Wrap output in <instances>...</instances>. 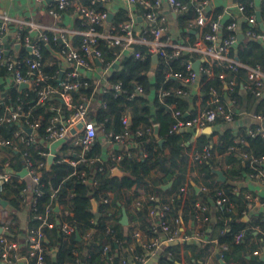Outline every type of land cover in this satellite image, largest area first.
I'll return each mask as SVG.
<instances>
[{
    "label": "trees",
    "instance_id": "1",
    "mask_svg": "<svg viewBox=\"0 0 264 264\" xmlns=\"http://www.w3.org/2000/svg\"><path fill=\"white\" fill-rule=\"evenodd\" d=\"M89 1L85 4H88ZM180 1L188 4V10L178 17V24L182 28L194 17V4L190 0ZM196 1L204 0H194V2ZM239 3L244 7V16L256 14V9L251 0H239ZM96 8L101 12H106L99 3ZM260 18L264 24V5L260 9ZM111 20L114 27L118 29L119 24L129 20V16L126 12L121 11ZM242 26L245 30L247 28L246 22ZM256 30L261 32L258 25ZM24 34L22 32V35ZM226 34L225 31L224 36ZM47 35L49 36L47 45L59 50L58 41H53L52 36ZM183 35H190L188 43L195 40L194 35L188 30ZM237 43L239 46L237 48L234 46L230 50L229 55L231 57L248 66L264 65V45L261 42L244 37ZM98 45L104 60L112 61L114 59L113 50L108 47L107 43L100 39ZM134 47L135 50L141 52L143 58L138 59L132 55L125 56L119 60L117 67L112 68L107 77L111 84L120 83L122 91L115 95L112 92L93 95L95 119L96 121L106 119L105 128L107 130H112L115 133L121 132L123 130L122 116L124 114L130 116L128 130L131 140L134 142L132 155L123 156L118 164V168L126 172L127 175L122 177L111 176L110 167L113 163L109 158L106 164L104 163V173L100 176L96 186L81 183L76 176L72 175L73 168L64 162H55L48 169H43V186L41 187L42 194L38 198V209L41 211L44 205L49 204L54 207L58 203L69 209L71 213V215L63 216L52 208L53 226L52 228H44L48 248L44 264H72L75 261L80 264H117L119 259L127 254L129 245H135L136 250L139 251L137 239L132 238L130 228L122 225L120 219L122 208L136 199L138 195L136 188L141 184H148L159 202H170L174 206L167 215L171 223L177 215V207L183 203L181 217L183 222L190 221L192 223L191 230L198 227L195 204L200 198H205L207 203L200 202V205L204 208V216L207 217V220L203 223L201 230L205 231L207 240L205 243H198L202 245L201 248L195 242L183 244L184 249L192 251L188 258V264H205L203 258L211 246L217 248V252L225 264H264L261 258L253 253V251L262 248L259 242L264 237V218L262 216L257 217L250 222L242 220L247 210V202L242 192L234 185L235 177H243L254 171L249 165V160L240 154L244 152L257 158L264 157V138L257 133L249 135L245 129L234 135L228 127L222 129L221 132L213 131L209 134L201 132L195 139L193 149L202 152L206 148L210 151L211 158L192 163L190 166V170L199 175L202 188L201 191L195 193L190 180L199 183V179L195 176L187 177L188 152L192 147L193 134L191 132L169 133L174 122L172 105L175 109L182 111L185 117L196 111L193 86H200L201 107H204L210 97L211 88L218 91L224 102L222 93L224 90L227 91L225 83L233 79L234 85L230 89L229 99L234 100L239 98L237 95L246 78L245 71L242 68L232 71L228 69L225 63L215 65L212 78H207L205 74L199 73L194 84L186 85L182 81V78L187 74L185 63L198 60L199 55L185 52L180 57L169 61L159 58L157 64L154 65L151 55L146 52L144 47L138 45ZM17 54L19 58L28 56L25 49L19 50ZM42 54L44 61L52 62L51 65L44 67L46 74L52 75L64 67L62 61L54 57L46 45L42 46ZM222 72L226 74L224 80L219 78V74ZM168 73L170 76L167 77ZM8 77L9 73L3 66H0V102L2 103L0 117L3 115L5 106L15 107L19 105L25 112L31 110L30 118L41 116L37 134L39 137L43 136L47 120L51 115L50 112L46 111L43 105L35 104V92L30 89L19 90L15 84L8 81ZM137 85L142 88L141 94H134ZM160 90H168L169 95L159 97ZM176 90L184 91L186 95L176 94ZM80 93L90 96L91 88H83L78 92H73L74 103L78 101ZM132 94L133 97H130ZM249 96L253 102L256 101L254 113L264 115V95L258 98ZM101 101H105L106 108L100 106ZM226 123L222 119H217L212 125L222 124L224 127ZM154 124L158 127L156 136L154 134L136 136L137 130ZM19 125L20 123L14 122L2 123L0 136L11 137ZM215 135L217 137L216 142L213 141ZM236 136L242 138L245 144L235 143ZM159 140H162L161 145ZM18 146L20 151H26L32 159H41L36 154L35 145L27 146V148H24L22 144ZM232 146H235L236 149L230 150ZM93 150L97 154H103L102 146L98 140L95 142ZM4 151L7 153L8 159L12 161V166L19 169L21 167V152L9 147H6ZM117 153L122 154L123 149L118 148ZM143 154L146 156L144 157ZM214 157L221 158L222 163L228 167L223 170L227 177L223 183L217 182L212 173V168L215 167ZM99 166V163L94 165V167ZM79 167L84 168L82 165ZM169 182H171L170 187L163 189V186ZM186 182L187 193L183 198V193L179 189ZM54 189L57 190L56 199L52 200L50 194ZM130 190H133L132 193L129 192ZM17 193L18 188L7 186L5 194H1V197H4L9 206L15 210L19 209ZM163 193H169L171 199L160 197V194ZM103 198L107 202H103ZM92 200L97 203L95 209ZM217 200H221L220 205L216 204ZM150 203L152 202H143L142 206L136 208L134 212V215L140 218L138 228L145 234H150L151 222L147 214ZM212 205L216 207L214 222H211L209 213ZM127 215H129L128 212ZM9 217L15 218L13 213ZM64 222H68L74 227L72 233L65 234L62 232L61 227ZM37 224L38 222L30 217L28 226L33 227ZM239 231H244L246 236L256 237V242H248L245 238L242 242L236 243L234 235ZM87 232H89L87 238L82 239ZM77 233L80 239H77ZM224 245L227 247L226 249H222ZM179 247V244L164 246L158 255L159 264H181ZM196 251L198 252L195 253Z\"/></svg>",
    "mask_w": 264,
    "mask_h": 264
},
{
    "label": "built area",
    "instance_id": "2",
    "mask_svg": "<svg viewBox=\"0 0 264 264\" xmlns=\"http://www.w3.org/2000/svg\"><path fill=\"white\" fill-rule=\"evenodd\" d=\"M49 1H54L55 4L54 8L50 10L51 15L56 16L57 11L72 7L73 12L85 22V28L80 33L81 40L78 46H73L65 36L51 37L53 41H58L60 48L55 50L49 47L58 52L63 58L62 62L67 65L54 74L48 75L44 71L45 66L52 64L50 61H44L42 54V46H47L49 36L46 33L37 35V24L31 21L20 22L9 48H5L3 42L6 29L0 26V66H3L9 73L8 81L15 84L18 89L21 84H29L28 87L21 90L30 89L35 92V104L43 105L45 110L51 114L41 137L37 134L41 116L30 118L31 110L25 112L19 105L15 107L5 106L3 115L0 117V125L9 122L20 123L19 128L12 133L11 137L0 136V196L5 194L7 186L18 188L16 198L19 206L27 205L31 219L38 222L36 226L27 228L22 237L15 240L9 237L6 225L2 228L0 233V264H44L45 255L48 252L44 228H52L51 211L52 208H55V206L51 207L47 204L41 211L38 209V198L42 194L41 187L43 186L42 172L43 169H48V156H53L51 165L55 162H64L73 168L72 175L76 176L81 183L96 186L100 176L104 173V163L107 159L106 156L97 154L93 150L99 133L103 135L105 146L110 149L116 147L123 149L122 154L116 152L108 156L113 163L110 171L118 167L123 156L132 155L134 142L131 140L128 130L129 115L124 114L121 118L123 127L121 132L115 133L112 130H107L105 128L106 119L102 121L95 119L93 95L109 92L115 95L122 91L120 83L111 84L107 77L113 65H118L119 60L125 56L132 55L138 59L143 58L141 52L135 50L134 46H142L149 55H157L158 59L161 58L166 61L176 59L185 52L197 54L199 55L198 60H200L198 72L205 74L207 78L214 76L213 67L215 65L225 63L228 69L232 71L242 68L246 73V80L242 87L256 98L264 93V65L248 66L229 55L231 48L237 44L239 38L236 23L234 21L223 23L220 21V17L210 16L206 11L205 0L196 2L190 0L194 4V17L187 22L186 28L187 30L196 28L199 32L198 38L191 43H182L170 37L167 19L160 13L161 0H126L131 6L142 7V18L145 26L138 32H135L133 28V20L119 24L118 29L112 26L109 31H102L101 27L107 20V12L99 11L96 5L106 0H90L88 4L79 1L72 2V0ZM167 3L170 10L175 14H183L188 10L187 2L167 0ZM237 10L241 13L244 12V7L239 1ZM245 22L247 28L244 30L243 36L258 40L264 45V33L256 30L258 25L256 14L246 15ZM225 31L227 34L224 36ZM22 32L25 34L22 35ZM100 39L104 40L108 47L113 50L114 59L112 61L104 60L98 45ZM16 44H20V50L30 48V52L27 51L28 56L19 58L18 54L14 52ZM6 50L8 54L5 53ZM194 62L185 63L187 74L182 78V81L186 85L194 84L199 74L194 70ZM97 63L100 66L99 75L91 79L86 74L95 70ZM61 71L62 76L60 77ZM166 76L168 77L170 74L168 73ZM219 78L224 80L226 74L220 73ZM225 85L230 90L234 85V80H230ZM83 88H91V95L87 96L80 93L78 101L74 103L73 92H78ZM141 93L142 88L137 85L134 94ZM176 94L186 95L181 90H176ZM167 95H169L168 90H160L159 97L162 98ZM130 97H133V94ZM1 104L0 102V106ZM100 106L106 108L105 101H101ZM171 108L174 122L169 133L191 132L196 134L206 126L215 123L217 119L230 123L235 115L230 106L222 101L215 88L210 89V97L205 106L187 117L183 115L182 111L175 109L174 105ZM254 117L259 121H264V115L255 114ZM155 126L157 125L154 124L137 130L136 136L154 134ZM27 129H31V132H27ZM246 132L249 135L257 133L264 138L263 128H251L247 129ZM234 141L245 144V141L239 136H236ZM19 144H22L24 148L35 145L36 154L41 159H32L26 151H20ZM6 147L21 152V167L19 169L12 166V161L8 159L7 153L4 151ZM235 149V146L230 147V150ZM143 156L146 155L143 154ZM242 156L249 160V165L254 170L253 173H249V176L264 186V157L257 158L244 152ZM189 157L192 164L210 159L211 153L206 148L202 152L192 149L188 152ZM96 163H99L100 166L94 167ZM81 165L84 168H80ZM23 170L25 173L22 174ZM186 189L187 182L179 190L184 194ZM56 193V189L52 190L50 194L52 200L56 199ZM102 201L107 202L105 198ZM147 202H152L148 205L147 210L151 222L150 234H145L140 229L133 230L131 236L133 239H137L139 251L136 250L135 245L131 244L127 249V254L120 258L117 264H147L149 258L152 255H159L164 246L185 244L206 237L205 231L201 230V227L206 222L207 217L204 216V208L198 202L195 204L198 227L193 230L190 228L187 230L188 232L181 228L182 217L178 211L172 223L168 220V212L174 207L170 202H159L154 195L149 196ZM142 203L137 199L134 202L135 208L141 207ZM216 204L220 205L221 200H217ZM58 207V212L63 216L71 215L69 209L63 205L58 204ZM7 216L8 214L1 209L0 205V220H3V223H6ZM61 230L65 234H70L74 231V227L68 222H64ZM88 234L89 232L82 239L85 240ZM250 236H246L244 231H239L234 235V241L240 243ZM259 243L264 253V237ZM226 248L225 245L222 247V249ZM72 264L80 263L75 261Z\"/></svg>",
    "mask_w": 264,
    "mask_h": 264
},
{
    "label": "crops",
    "instance_id": "3",
    "mask_svg": "<svg viewBox=\"0 0 264 264\" xmlns=\"http://www.w3.org/2000/svg\"><path fill=\"white\" fill-rule=\"evenodd\" d=\"M76 1L85 3L89 0H72V2H76ZM148 1H153V0H148ZM205 1L207 6L206 11L210 16L220 17V21L223 23H228V21L229 22L234 21L236 23V29L239 35V40L244 38V36L240 38V36L243 35L244 32L242 25L243 23H245V16L243 13L237 10V3L239 0H205ZM251 2L253 4V7L256 9V13L257 12L260 13V9L262 8V5H264V1L251 0ZM99 4L102 7H104V9L106 10L107 16L109 13L112 14V18H114L115 15H117L121 11L126 12L127 15L129 16V20L127 21L133 20V28L135 32L140 31L145 26V22L142 18L141 6L138 5L131 6L126 2V0H106L105 2ZM54 6H55L54 1H49V0H45V1L0 0V26L5 27L6 29L5 38L3 40L4 47L9 48L10 43L14 40L15 31L17 30L19 23L30 22V21L37 24L38 26L37 28L38 31L36 33L37 35L46 33V34H50L51 36H57V37L65 36L73 46H78L81 40L80 33L85 28L84 20L73 12L72 7L59 10L57 11V15L53 16L50 14V10L53 9ZM160 13L163 14L167 19L168 33L170 37L175 41L188 43L190 41V35H183V33L187 31L186 28L187 23L185 27L181 28L179 26L178 17L181 14L173 13L170 10L167 0H161ZM111 21L108 22L106 20V23L101 27L102 31L107 32L110 30L112 26H114L111 23ZM188 31L194 35L195 40L198 38L199 32L196 28L188 29ZM238 46L239 44L237 43L235 45V48H237ZM62 64L64 67L67 66L64 62H62ZM99 67L100 66L97 63L95 70H91L87 72L86 75L91 79L96 78L100 72ZM243 84L244 83L241 84V87L238 91L237 97L239 96V98L235 97L236 99L234 100L229 99V95L231 92L229 89L226 88L227 91L225 90L223 91L222 98L224 96L223 98L224 102H226L227 105H229L230 108L234 111L235 118L233 119L232 122L224 124L225 125L224 127L222 124H216L212 126L210 125L212 132L213 131L221 132L222 129L228 127L235 135L238 134L242 129L245 130L251 128L264 129V121H259L254 117L256 101L253 102L252 98L249 96L251 94L242 87ZM193 94L196 97L194 106L195 109L198 110L202 106L201 105L202 93L200 91L199 85L193 86ZM201 132L193 134L191 150L193 149L196 137ZM97 139L102 146V150H103L102 156L107 157L105 161L106 164L108 160V156L111 153H116L119 147L110 149L109 147L105 146L103 144L104 138L101 133L98 134ZM216 140L217 137L215 135L213 136V141L216 142ZM242 153L240 154L241 156ZM213 160H214L213 162L215 163L214 168H219L221 169L222 172L223 170L228 168L226 164L222 163L221 158L214 157ZM190 166H191V161L189 157L187 177L195 176L199 179V183H194L193 181L190 180V184L193 183L195 186H197L198 190H195L194 187L193 188L195 190V193H198L199 191L202 190L200 184V178L195 171L190 170ZM223 175L225 176L224 172ZM216 177L217 176L215 175V179ZM226 179L227 177L225 176V181ZM234 185L236 186L237 189H239L242 192L244 199L247 202V207H246L247 210L244 213L242 220L244 222H250L253 219H256L257 217L262 216L264 218V186L261 185L257 180L251 178L249 175H245L243 177H235ZM132 191L133 190H130L129 192L132 193ZM136 191L138 192L136 199L124 207L126 214L127 212L129 213V215H127L128 224L126 226L130 228L129 229L130 232H132L135 229H139L138 226L140 224V218L134 215L136 209L134 202L137 199L142 202H147V198L153 195L154 193L148 184H141L136 188ZM186 193H187V189L183 194V198L186 196ZM160 195H161L160 197L164 199H168V200L171 199V195L169 193H163ZM2 199L6 200L4 197ZM200 202L207 203L205 198H200L198 203L200 204ZM182 205L183 203H181L177 207V211L181 213V215H182ZM1 209H3L8 214V216L6 217V223H3V220H0V233L2 231V228L6 225L7 233L11 239L15 240L18 237H22L26 229L29 228L28 225L30 221V213L28 206L27 205L19 206V209L15 210L9 206L7 201L6 205H1ZM12 213L15 216L14 219L9 217V215H11ZM209 213H210L211 222H214L216 219V207L214 205L210 207ZM190 227H192V223H190V221L185 223L182 220L181 228L183 231H187L188 229H190ZM206 240H207L206 237H204L203 239L201 238L200 240L194 242L201 248L202 245H199L198 243L199 242L205 243ZM246 240H248V242H256V237L251 235L250 237H247ZM179 246H180L179 248H180L181 264H188V258L191 256L192 251L190 249H184L183 244H179ZM197 252L198 251H196L195 253ZM253 253L257 254L260 258L264 254L260 249L253 251ZM216 254H218L217 248L215 246L209 247L208 251L206 252L203 258L204 263L205 264L219 263L218 259L215 257ZM130 264H134V263H130ZM147 264H159L158 255H152L149 258Z\"/></svg>",
    "mask_w": 264,
    "mask_h": 264
},
{
    "label": "water",
    "instance_id": "4",
    "mask_svg": "<svg viewBox=\"0 0 264 264\" xmlns=\"http://www.w3.org/2000/svg\"><path fill=\"white\" fill-rule=\"evenodd\" d=\"M256 17H257V21H258V23H259V27H260V29H261V30H264V24H263L262 21H261L260 13H259V12L256 13ZM111 18H112V14L109 13L108 16H107V21L110 22V21H111ZM242 37H243V35L240 36V38H242ZM238 40H239V38H238ZM46 47H47L48 50H49L54 56H56L60 61L63 60L62 56H61L58 52H55L54 50H52L48 45H47ZM19 50H20V44H16L15 47H14V52H15V53H18ZM26 50H27L28 52H30V48H27ZM5 53L8 54V51L6 50ZM151 60H152V63H153L154 65H156L157 62H158V57H157V55H152V56H151ZM199 63H200V60H196V61L194 62V64H193L194 70H195V72H196L197 74L199 73V72H198ZM117 66H118L117 64H114V65H113V67H117ZM59 76H60V77L62 76V71L60 72ZM28 86H29V84H21V85H19V90H21L22 88L28 87ZM129 121H130V116H129ZM157 130H158V127L155 126V128H154V135H155V136L157 135ZM27 132L30 133V132H31V129H27ZM202 132H203V133H208V134L211 133V132H212L211 127H210V126H206L205 128L202 129ZM159 144H160V145L162 144V140H159ZM52 161H53V156H52V155L48 156V158H47V168H49V166L51 165ZM23 173H25V170L22 171V174H23ZM212 173H213L214 175L217 176V177H216V181H217V182H220V183L225 182V176L223 175V172L221 171V169H219V168H212ZM126 175H127V173L124 172V171H122V170L119 169L118 167L113 168V169L111 170V176L122 177V176H126ZM170 185H171V182H169L168 184L164 185V186H163V189H167V188H169ZM191 185H193V187L195 188V190H198L197 186H195L193 183H191ZM6 203H7V201L4 200V199H2V197L0 196V204H1V205H6ZM92 205H93V208H94V209L97 207V203H96L95 200H92ZM54 209H55V212H58V210H59L58 203L55 204V208H54ZM120 223H121L122 225H124V226H126V225L128 224V221H127V214H126L124 208H122V216H121V219H120ZM76 235H77V239H80L78 233H77ZM45 242H47V239H45ZM215 257L218 259V261H219L220 264H225V263L223 262V260L220 258L219 254H216ZM261 261L264 263V254H263V256H261Z\"/></svg>",
    "mask_w": 264,
    "mask_h": 264
}]
</instances>
